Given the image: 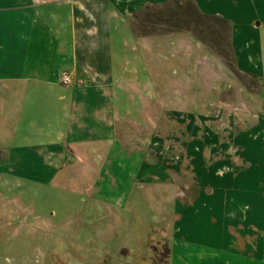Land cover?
<instances>
[{"label": "crops", "instance_id": "crops-1", "mask_svg": "<svg viewBox=\"0 0 264 264\" xmlns=\"http://www.w3.org/2000/svg\"><path fill=\"white\" fill-rule=\"evenodd\" d=\"M173 1L0 0V180L90 197L137 264H264V96L189 33L134 34ZM190 1L264 82V0Z\"/></svg>", "mask_w": 264, "mask_h": 264}, {"label": "rangeland", "instance_id": "rangeland-1", "mask_svg": "<svg viewBox=\"0 0 264 264\" xmlns=\"http://www.w3.org/2000/svg\"><path fill=\"white\" fill-rule=\"evenodd\" d=\"M187 4L181 3L183 11L175 4L143 10L131 22L134 34L189 33L202 43L200 36L206 41L203 45L220 57L240 82L264 96V82L235 70L227 27L215 20L198 22ZM190 18L195 22L188 31L185 26ZM201 23H205L203 28ZM233 96L230 90L227 98ZM94 215L90 197L81 200L56 188L1 179L0 264H137L134 251L127 245L123 247L125 236L113 234L116 224ZM155 244L148 238L146 255L151 254ZM161 257L164 261L166 253Z\"/></svg>", "mask_w": 264, "mask_h": 264}, {"label": "trees", "instance_id": "trees-1", "mask_svg": "<svg viewBox=\"0 0 264 264\" xmlns=\"http://www.w3.org/2000/svg\"><path fill=\"white\" fill-rule=\"evenodd\" d=\"M185 2L190 5V8H192V11H193L192 13H193V15H196L197 16L198 22H208L209 20H215V21L220 22L221 24L225 25L227 27V29H228L229 44H230V27H229L228 22H226L225 20H222V19H220L218 17H215V16H208V15L202 14L198 10V8L195 6V4L192 3L190 0L185 1ZM181 3H182L181 1L176 0V1H173L172 3H170V4H165V5H162V6H147L146 9H149L150 7H160V8H164V7L170 6L171 4H175L178 10L183 11V7L181 6ZM174 15L177 16L178 14L177 13H174ZM200 18H201V20H200ZM191 22H195V21L190 18V22L187 24V26H185V27H187V30L188 31L190 30L189 28H190V25L192 24ZM201 24L200 25L203 28L205 26V23H201ZM193 35L196 36V37H198L195 33ZM198 39L201 40L202 43L206 44V41H205L204 38H200V36H199ZM230 48H231V44H230ZM231 52H232V48H231ZM231 58H232V61L234 62L233 53L231 55ZM251 77H253L256 80H259L256 76H251Z\"/></svg>", "mask_w": 264, "mask_h": 264}, {"label": "built area", "instance_id": "built-area-1", "mask_svg": "<svg viewBox=\"0 0 264 264\" xmlns=\"http://www.w3.org/2000/svg\"><path fill=\"white\" fill-rule=\"evenodd\" d=\"M60 82L64 85H71L76 82L73 74L70 71L64 70L58 73Z\"/></svg>", "mask_w": 264, "mask_h": 264}]
</instances>
